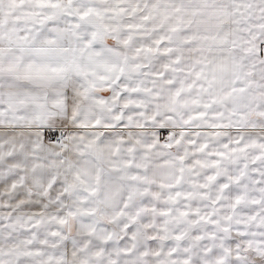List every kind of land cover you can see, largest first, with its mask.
Segmentation results:
<instances>
[{
	"label": "snow or ice",
	"instance_id": "1",
	"mask_svg": "<svg viewBox=\"0 0 264 264\" xmlns=\"http://www.w3.org/2000/svg\"><path fill=\"white\" fill-rule=\"evenodd\" d=\"M0 264H264V0H0Z\"/></svg>",
	"mask_w": 264,
	"mask_h": 264
}]
</instances>
